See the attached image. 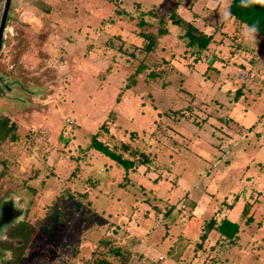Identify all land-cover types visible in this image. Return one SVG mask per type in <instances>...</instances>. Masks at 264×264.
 I'll use <instances>...</instances> for the list:
<instances>
[{
	"label": "rangeland",
	"instance_id": "374dc122",
	"mask_svg": "<svg viewBox=\"0 0 264 264\" xmlns=\"http://www.w3.org/2000/svg\"><path fill=\"white\" fill-rule=\"evenodd\" d=\"M229 2L13 0L0 195L38 225L20 264H84L102 236L120 249L97 248L114 264H264V36L254 44L224 18ZM173 7L212 34L198 60L184 25L144 48L158 18L140 24L141 10ZM163 58L173 69L151 75ZM223 216L239 224L236 242L213 230L197 247Z\"/></svg>",
	"mask_w": 264,
	"mask_h": 264
},
{
	"label": "trees",
	"instance_id": "16d2710c",
	"mask_svg": "<svg viewBox=\"0 0 264 264\" xmlns=\"http://www.w3.org/2000/svg\"><path fill=\"white\" fill-rule=\"evenodd\" d=\"M228 11H230V17H232L237 22L246 25L247 27L253 23H257L260 28L259 34L264 36V6L241 7L240 0H230L227 6V12ZM146 16L158 18V28L156 34H153V32H146L147 30L142 32L141 35L146 40V44L144 45L145 50H148L150 52L152 49H154L153 47L155 46L157 36L164 35L167 31H169L168 23H173L178 26H185V31L183 32V34L188 38L187 43L189 46H191L189 47L191 49L190 54H193L192 56L196 60H198V57H200L201 55L200 51H203L208 47L212 34L200 29L190 20L184 19L178 14L176 7L170 9L169 13L166 16H164V14L158 15L154 10H141L139 15L140 24L144 22ZM194 45L195 48H193ZM212 59L213 58L210 59L208 66L211 65ZM252 59L253 58L251 57L249 60L253 61ZM150 64L152 68L149 70V73L153 76H158L161 73L167 74L170 69H173V66L169 64V60L165 58L160 61H151ZM238 94H240L239 89H237L236 96ZM102 125L103 123L101 124V126ZM14 126L15 124L13 122L10 123L8 117H3V119H0V141H3L7 136L11 135V131ZM89 147L96 148L105 155L112 157L124 167V170L133 168L135 164L133 159L123 157L119 152L111 149L107 144H105L101 140H98L96 137H93L91 139ZM245 209L246 206L244 207L243 211H245ZM34 230L35 227L28 228L26 226H20L17 230H14L11 235L14 237L19 236L23 239V244L21 245L22 249L31 239L32 232H34ZM213 230H216L218 235L220 237H223L227 241V243H235L239 230V224L236 221L230 220L226 216H223L220 219H216L215 217L210 218L203 225L201 234L199 236L200 241L197 244V247H200L202 245V243L208 237L209 233ZM103 237L104 236H102L98 240L97 245L95 246V248H93L90 257L85 259L84 264H114L112 261L104 258L102 255H99L98 252H102V250H98L97 248L102 245L103 249L107 248V251L115 252L116 254H119L120 249L111 246Z\"/></svg>",
	"mask_w": 264,
	"mask_h": 264
},
{
	"label": "flooded vegetation",
	"instance_id": "af4514ba",
	"mask_svg": "<svg viewBox=\"0 0 264 264\" xmlns=\"http://www.w3.org/2000/svg\"><path fill=\"white\" fill-rule=\"evenodd\" d=\"M12 4L13 0H9L8 5L7 0H0V52L7 38L6 30L8 21L12 16ZM13 84V80H10L5 74L0 72V97L6 96ZM0 119H3V117H0ZM9 122L13 121L9 119ZM26 209L27 206L21 203L18 197L0 195V264H20L28 245H30L37 233L38 225H34L25 218ZM20 226L35 227L31 239L22 249L23 239L19 236L14 237L11 235Z\"/></svg>",
	"mask_w": 264,
	"mask_h": 264
},
{
	"label": "clouds",
	"instance_id": "9594fccd",
	"mask_svg": "<svg viewBox=\"0 0 264 264\" xmlns=\"http://www.w3.org/2000/svg\"><path fill=\"white\" fill-rule=\"evenodd\" d=\"M241 7H252V6H264V0H240ZM230 15V11L224 13V18ZM260 33V28L257 23L249 25L246 29V38L254 44L258 43V35Z\"/></svg>",
	"mask_w": 264,
	"mask_h": 264
},
{
	"label": "water",
	"instance_id": "95a60500",
	"mask_svg": "<svg viewBox=\"0 0 264 264\" xmlns=\"http://www.w3.org/2000/svg\"><path fill=\"white\" fill-rule=\"evenodd\" d=\"M8 3H9V0H7V5H8Z\"/></svg>",
	"mask_w": 264,
	"mask_h": 264
},
{
	"label": "built area",
	"instance_id": "2783aa9c",
	"mask_svg": "<svg viewBox=\"0 0 264 264\" xmlns=\"http://www.w3.org/2000/svg\"><path fill=\"white\" fill-rule=\"evenodd\" d=\"M69 121V120H68Z\"/></svg>",
	"mask_w": 264,
	"mask_h": 264
}]
</instances>
